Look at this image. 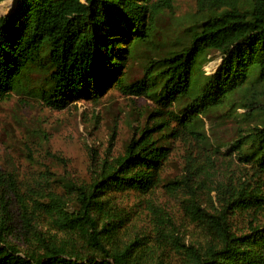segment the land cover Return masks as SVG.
<instances>
[{"label": "trees", "instance_id": "trees-1", "mask_svg": "<svg viewBox=\"0 0 264 264\" xmlns=\"http://www.w3.org/2000/svg\"><path fill=\"white\" fill-rule=\"evenodd\" d=\"M180 1L12 0L0 16V102L102 106L113 90L166 116L131 111L118 149L108 122L82 171L34 160L13 139L0 153V264H264V0H191L178 35L141 51ZM158 188L178 221L152 200Z\"/></svg>", "mask_w": 264, "mask_h": 264}, {"label": "rangeland", "instance_id": "rangeland-1", "mask_svg": "<svg viewBox=\"0 0 264 264\" xmlns=\"http://www.w3.org/2000/svg\"><path fill=\"white\" fill-rule=\"evenodd\" d=\"M11 7H13L12 0L0 3V16L6 15L12 9ZM191 14V0L180 1L165 9L154 26L152 41L156 45L146 44L141 51L160 50L161 39L178 35L182 24ZM141 63L142 60L131 61L129 70L140 68ZM219 65L220 62H212L205 71H217ZM182 85H184V81L177 84L175 89H179ZM109 93L112 95L105 94L103 96L102 99L105 102L102 106L75 101L63 110L41 108L36 101H26L12 94L7 101L0 102V153L8 149L13 139H18L21 148L25 149L32 159L47 163L65 159L74 169L82 171L86 160V145L94 143L101 150L106 147L108 122L116 123L119 140L116 144H112V148L115 145L114 148L118 149L122 146L127 133L124 123L131 111H139L142 114L145 111L151 112L149 117L146 115L145 118H142L149 119L150 124L159 121V119H166L164 110L160 109V104L154 100L142 96H130L134 99L125 98L113 90ZM168 107L169 105H165V108ZM90 122H95L93 130L90 129ZM7 153L15 156L11 148ZM230 160L233 166H238V154L231 153ZM16 163H22V160L17 158ZM167 163L163 167L162 174L170 176L178 172L179 155L177 150L170 153ZM151 197L159 205V208L168 211L176 221L180 219L181 209L174 203L167 190L158 188ZM141 206L145 208V212H150L143 202ZM193 229L196 231L192 226L185 231L188 238H192Z\"/></svg>", "mask_w": 264, "mask_h": 264}, {"label": "water", "instance_id": "water-1", "mask_svg": "<svg viewBox=\"0 0 264 264\" xmlns=\"http://www.w3.org/2000/svg\"><path fill=\"white\" fill-rule=\"evenodd\" d=\"M11 8H12V7H11ZM11 10H12V9H11ZM11 10H10V11H11ZM10 11H9V12H10Z\"/></svg>", "mask_w": 264, "mask_h": 264}]
</instances>
